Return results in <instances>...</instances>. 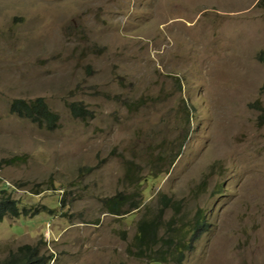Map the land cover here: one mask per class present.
Listing matches in <instances>:
<instances>
[{
	"label": "rangeland",
	"instance_id": "374dc122",
	"mask_svg": "<svg viewBox=\"0 0 264 264\" xmlns=\"http://www.w3.org/2000/svg\"><path fill=\"white\" fill-rule=\"evenodd\" d=\"M35 97L55 127L10 111ZM4 186L28 209L0 221V263L28 244L42 264H145L141 217L155 249L201 209L180 264H264V0H0ZM118 191L142 204L105 211Z\"/></svg>",
	"mask_w": 264,
	"mask_h": 264
},
{
	"label": "trees",
	"instance_id": "16d2710c",
	"mask_svg": "<svg viewBox=\"0 0 264 264\" xmlns=\"http://www.w3.org/2000/svg\"><path fill=\"white\" fill-rule=\"evenodd\" d=\"M70 111L75 116L90 115V112L84 110L78 103L71 102L69 104ZM12 113L25 117L33 122L41 124L46 128H53L56 126L58 120V114L50 110L42 97H35L31 100H24L21 98H14L9 107ZM176 155V154H175ZM19 159V156H13L6 160L9 163H15ZM128 171V168H127ZM126 176L131 178L130 175ZM154 175H149L145 178H140L137 175L131 178L135 182L134 188H139L143 182L152 183L155 178ZM147 187V185H146ZM146 190L143 189V191ZM142 193L137 196L138 201H134L126 209H122L125 203L128 201L129 196L126 192L118 191L109 197H105L102 200L105 211L122 215L130 212L133 209H137L142 204ZM162 207L168 206L170 198L161 196ZM28 209L23 206L22 201L11 195V192L4 187L0 188V221L6 216L19 217L23 210ZM161 209V207H160ZM147 217V218H146ZM207 223L204 220V216L201 209H198L194 217L184 226H180V232L177 234L170 233L168 240L162 246L155 248L158 243V238L162 240L164 237H159L157 234L158 226L156 219L152 216L141 217L136 225V231L128 247V253L138 258H144L145 264H165L167 258H171L176 264H180L184 258L187 247H190L191 241L195 239L201 232L205 231ZM0 264H42L41 256L36 248L28 244H23L17 247V249L10 253V255ZM118 264H126L125 262H119Z\"/></svg>",
	"mask_w": 264,
	"mask_h": 264
}]
</instances>
